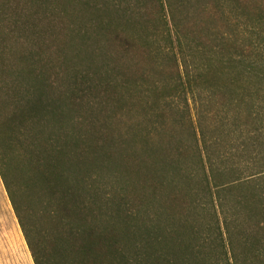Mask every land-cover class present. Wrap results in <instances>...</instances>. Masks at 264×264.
Masks as SVG:
<instances>
[{
    "label": "trees",
    "instance_id": "1",
    "mask_svg": "<svg viewBox=\"0 0 264 264\" xmlns=\"http://www.w3.org/2000/svg\"><path fill=\"white\" fill-rule=\"evenodd\" d=\"M164 1L171 74L147 90L123 75L118 84L144 118L115 134L107 113L89 117L87 94L38 16L0 0V27L19 43L21 65L13 70L12 47L0 38V76L12 75L0 77L10 110L0 122V178L34 264H264V17H252L244 0H216L233 13L229 27L200 40ZM125 92L104 95L100 106L120 105ZM142 95L150 105L137 102ZM171 113L186 117L187 141ZM111 145L128 157L117 172ZM132 167L148 176L151 199L166 194L161 210L133 208L120 195L119 176ZM165 220L176 250L164 245Z\"/></svg>",
    "mask_w": 264,
    "mask_h": 264
},
{
    "label": "rangeland",
    "instance_id": "2",
    "mask_svg": "<svg viewBox=\"0 0 264 264\" xmlns=\"http://www.w3.org/2000/svg\"><path fill=\"white\" fill-rule=\"evenodd\" d=\"M244 1L247 2L252 17H264V0ZM173 3L177 16L184 21L187 28L195 31L200 40H205L215 33L219 36L225 33L229 27L226 21L233 15L226 4L219 9L221 6L216 4V0H173ZM19 8L35 13L38 16V26L47 29L54 45L61 48L71 79L74 82L77 80V85L87 94L85 104L89 109V117L100 122L105 115H110L115 134L119 130L124 131L130 126L142 124L143 109L118 83L125 74L131 80H137L140 90L160 89L171 74L172 63L166 58L162 40L166 30L165 23L169 18L164 0H19ZM244 12L241 8L236 11L239 14L237 22L241 25L245 19ZM261 21L264 22V18H261ZM4 29L0 27V38H4L12 47L7 56L13 70H18L21 67L16 61L19 43L8 39ZM242 37V32L237 34L239 40ZM157 47L160 49L156 50ZM0 77L8 82L12 75L7 71ZM114 80L116 82H113ZM106 81L112 83L107 85ZM124 92L125 99L120 101V105H110L106 108L100 106L104 95L112 94L116 98ZM0 99L2 122L4 118H9L10 110L6 98L3 96ZM191 100L189 96L188 101L192 106ZM175 101L178 105L176 110L181 111L185 106L184 100L175 98ZM137 102L148 106L151 99L142 95V99ZM180 115L169 114L168 122L173 118L180 119ZM180 120L174 132L187 141L189 123L186 117H181ZM12 128H16L14 123ZM138 128L142 131L141 127ZM140 144V138L137 137L138 151L141 150ZM110 151L114 157L109 166L117 172L118 165H125V158L127 160L128 157L125 155V158H122L114 145L110 146ZM127 169L122 175L119 174L118 187L120 195L124 196L130 206L136 208L144 203L161 210L162 206L168 204L164 193L159 196L163 199L161 201L151 199L148 176L137 174L134 167ZM167 190L168 188L165 192ZM183 199L185 197L180 195L175 201L177 208H180ZM41 200H44L42 195ZM166 215L167 213H164V216ZM178 215H171V221L178 223ZM163 233L166 249L170 246L176 250L168 231V220L165 222ZM0 264H34L1 178Z\"/></svg>",
    "mask_w": 264,
    "mask_h": 264
}]
</instances>
